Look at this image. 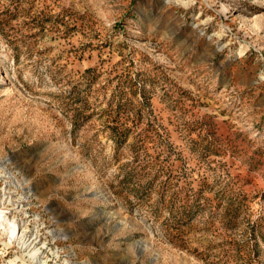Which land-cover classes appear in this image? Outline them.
Returning a JSON list of instances; mask_svg holds the SVG:
<instances>
[{
    "label": "rangeland",
    "instance_id": "1",
    "mask_svg": "<svg viewBox=\"0 0 264 264\" xmlns=\"http://www.w3.org/2000/svg\"><path fill=\"white\" fill-rule=\"evenodd\" d=\"M0 264H264V0H0Z\"/></svg>",
    "mask_w": 264,
    "mask_h": 264
},
{
    "label": "bare ground",
    "instance_id": "2",
    "mask_svg": "<svg viewBox=\"0 0 264 264\" xmlns=\"http://www.w3.org/2000/svg\"><path fill=\"white\" fill-rule=\"evenodd\" d=\"M13 231V229H11V232ZM33 241V240H32ZM32 241H30V243L27 245V246H31L32 245V243H34V242H32ZM22 246V245H21ZM34 246V245H33ZM32 246V248H34ZM25 247V246H24ZM27 250V249H26ZM29 251V250H28ZM30 252V251H29ZM31 252H32V250H31ZM35 252V251H34ZM34 252H32L34 255H35V253ZM31 254V253H30Z\"/></svg>",
    "mask_w": 264,
    "mask_h": 264
}]
</instances>
